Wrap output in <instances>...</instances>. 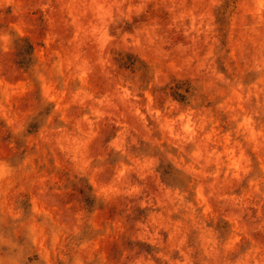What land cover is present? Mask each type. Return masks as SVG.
<instances>
[{
  "label": "rangeland",
  "instance_id": "1",
  "mask_svg": "<svg viewBox=\"0 0 264 264\" xmlns=\"http://www.w3.org/2000/svg\"><path fill=\"white\" fill-rule=\"evenodd\" d=\"M0 264H264V0H0Z\"/></svg>",
  "mask_w": 264,
  "mask_h": 264
}]
</instances>
